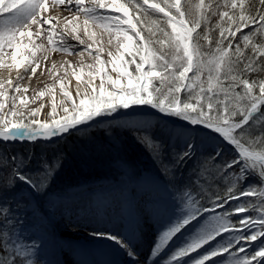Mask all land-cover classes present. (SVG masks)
I'll list each match as a JSON object with an SVG mask.
<instances>
[{
	"label": "snow or ice",
	"instance_id": "1",
	"mask_svg": "<svg viewBox=\"0 0 264 264\" xmlns=\"http://www.w3.org/2000/svg\"><path fill=\"white\" fill-rule=\"evenodd\" d=\"M55 7L68 15H52ZM56 52L80 60L65 62L64 77L55 74L56 82L46 90L50 111L40 119L46 105L30 108L29 87L22 82L43 71L42 61ZM0 70L7 73L0 76V143L51 140L117 121L122 110L134 112V106H150L218 133L236 155L229 157L217 146L198 162L180 196L186 211L169 220L152 256L195 221L190 237L164 264H217L212 258L218 256L221 264H264V0H0ZM45 95L39 91L31 100ZM144 142L163 155V141L146 135ZM197 147L189 138L173 145L172 166L192 160ZM31 160L0 149V225L11 221L4 194L17 188L44 194L46 181L62 163L59 157L41 159L33 173ZM252 178L258 184L250 183ZM253 196L254 201L242 199ZM22 199L26 206L31 203ZM209 212L213 215L206 218ZM230 231L226 243H209ZM95 235L135 257L127 233ZM241 241L252 250L246 252ZM204 245L208 248L198 252ZM234 245L239 247L229 251ZM42 247L19 243L2 231L0 264H42Z\"/></svg>",
	"mask_w": 264,
	"mask_h": 264
},
{
	"label": "rangeland",
	"instance_id": "2",
	"mask_svg": "<svg viewBox=\"0 0 264 264\" xmlns=\"http://www.w3.org/2000/svg\"><path fill=\"white\" fill-rule=\"evenodd\" d=\"M245 31L248 30L245 29ZM65 62L68 61L54 62V69L53 65L49 67L51 69L44 68L45 70L39 73L42 76L41 79L54 78L58 72L63 73V76L60 77H64L67 66ZM70 62L76 65V63H73L74 61ZM68 71L70 75L71 70L69 69ZM26 80L27 77L22 83ZM57 88L59 87L57 86ZM55 92L60 97L59 91L55 89ZM26 95L29 98L30 108H38L40 106L43 99H36L33 102L31 98L35 94ZM46 95H48L47 92ZM181 95L183 96V93ZM73 96L75 97L74 92ZM134 107H136L134 112L122 110V115L118 117L119 121L122 117L130 116L131 114L136 115L140 112L150 116L151 123H145L140 126L135 124L134 126H125L123 120L120 124L119 121L109 120L101 124H93L89 128H81L80 131L72 130L71 134H65L63 138L57 139L53 143L36 141V143L16 142L14 144H0V149H6L9 154L31 155L32 160L29 167L33 173L38 169L41 159L53 161L59 157L62 161L61 165L54 169L53 176L46 181L47 189L44 194L36 197L29 195L28 190L22 188H17L14 192H6L4 194L3 199L7 202L6 206L11 207V212L8 213L11 221L6 225H0V232L8 231L12 240L22 244L30 245L33 241L37 245L42 244L43 247L40 248L39 257L43 258L45 255L51 254L49 250L50 243L47 239L48 233L44 230V227L50 226V224L54 225V215L59 217L53 210L52 203H60L63 201L62 198L80 197L85 195V193L92 194L98 192L97 189L110 191L115 186L119 187L122 193L125 194L126 199L134 198L133 194L138 192V187H145L148 195L154 193L156 202H168L172 208V214L178 215L182 211H186L180 201L183 187L188 183L192 170L198 166V162L203 159L204 155L217 146L223 149L224 153L229 157L236 155L234 151L228 150L226 145H222L219 139L215 138L214 135L218 133L204 131L196 127L197 125H191L192 128L190 129L180 128L181 126L175 128V125L173 126L170 122L174 123L176 121L187 123V125L190 124L179 118L163 115V113L152 109L150 106ZM39 118L43 119L42 115ZM196 131L199 133L198 135L190 133ZM178 134L180 139L177 138ZM146 135L164 142L166 147L163 155H157L145 144L144 138ZM183 138L193 139L194 143L197 144L196 155L192 160L181 164L179 168H174L171 164L172 146L182 143ZM249 182L258 184L255 178H252ZM22 197H27L31 203L26 206ZM242 199L254 201L256 197ZM119 202V200L116 202V207L119 206ZM202 203L207 202L202 201ZM176 205H178V208ZM207 206L211 207V204ZM232 206H235V202H232ZM63 209L67 210V207L62 208V211L65 212ZM221 211V209L216 210L217 213ZM249 214L255 215V213H241L240 215ZM209 215H213V213L209 212ZM157 219L156 223L159 232L158 234L153 231L149 232L151 239H157L162 235L168 227L169 220L174 221V219L169 218V215L157 216ZM120 220L121 224H123V220ZM232 222L236 223L235 218H232ZM187 227L188 225L185 226V229ZM185 229H181V232ZM222 234L224 239H218L223 241L220 244L226 243L227 239L234 233L230 231ZM173 237L171 241H173ZM241 243L245 244L244 241H241ZM251 243L255 244L256 242ZM216 244L213 243V245ZM167 246L164 245L163 249L165 250ZM204 246L197 251L202 252L205 249ZM178 247L176 245L172 249ZM238 247V245H234V248L229 251H234ZM245 248L246 252L252 250L247 244H245ZM190 255L195 256L196 253H190ZM221 255L225 258L228 257L227 253H222ZM238 255L243 256L245 253H238ZM144 257L140 261L144 262ZM213 258H215L217 264H221L220 256ZM45 261L49 262V260ZM124 262L127 263V261Z\"/></svg>",
	"mask_w": 264,
	"mask_h": 264
},
{
	"label": "bare ground",
	"instance_id": "3",
	"mask_svg": "<svg viewBox=\"0 0 264 264\" xmlns=\"http://www.w3.org/2000/svg\"><path fill=\"white\" fill-rule=\"evenodd\" d=\"M50 11L52 15H68V13L62 12L61 7H55L54 9H50ZM61 59L62 61H74V64H78L80 57L78 55H69L63 52L50 53L47 61H42L41 67L43 69H51L49 67H51L54 62H62ZM22 70L23 69H21V71ZM40 71L41 70L38 69L31 79L27 78L23 83L25 86L29 87V92L27 94H36L39 91L47 92L48 85H52L56 82V77L41 79L42 76L39 74ZM57 74L59 77L63 76V73L58 72ZM0 76L6 77L7 73L4 70H0ZM12 77L15 79V71L12 72ZM74 84L75 81L73 78V86H70V90L73 92ZM56 90L59 91V88H56ZM22 95L25 94L22 93ZM60 98L61 97L56 94L57 103H59ZM42 99L41 103L46 105L41 114L44 119V114L50 110L51 97L50 95H46ZM150 119V116L138 112L136 115L131 114L130 116L122 117L120 121L117 118V122L119 121L120 124L123 120L125 126H134V124L140 126L145 123H151ZM170 124H172V122H170ZM186 124L187 123L184 124L175 121L172 125H175V128H179L180 126V128H192L191 125L186 126ZM196 127L204 131H212L202 125H197ZM198 134L199 133L196 131L195 135ZM64 136L65 134H62L61 136L53 137L51 140L40 139V141L53 143ZM214 136L216 139H219L222 145H226L229 148L233 147L224 141L219 134ZM97 191L98 192L92 194L85 193V195H81L80 197L73 196L67 199L62 198L63 201L60 203H52L53 210L59 217L54 215V225L50 224V226L47 225L44 227V230L48 233L47 239L50 243L49 250L51 254L45 255L42 258L43 262L44 260H49L51 264H136L135 260H137L136 258H138V256L130 258L126 252L119 249L113 242L103 236L95 235L96 233L122 232L133 237L135 254L138 253L142 257L145 256V262L143 264H153V261H155V264H164L172 247L182 245L183 242L190 237L196 225V222L193 221L184 231L173 237V241L170 240L168 242V246L166 245L167 247L165 250L162 248L159 255L153 257V249L159 242L161 236L157 239H151L149 237V232L151 233L153 231L158 234L159 228L156 223L157 216L169 215L171 219H175V216H177L172 214L173 211L169 203L156 202L154 193L148 195L145 187H138V192L133 194L134 198L131 199H126L125 194H123L117 186L110 191H100V189H97ZM159 193L163 195L161 191H159ZM118 200L120 204L116 207V202ZM64 207H67V210L63 209L65 212L62 211ZM176 207L178 208V205H176ZM204 216L207 218L212 215L205 213ZM120 219L123 220V224H120ZM200 223L204 224L205 220L202 219ZM218 239H220V237H217L216 240L210 241L209 243L216 244L217 241H220ZM222 242L223 241H220V243ZM204 247L208 248V245ZM184 259L187 258L185 257ZM212 259L215 260V258ZM124 261H127V263ZM205 264H211V261H206Z\"/></svg>",
	"mask_w": 264,
	"mask_h": 264
},
{
	"label": "water",
	"instance_id": "4",
	"mask_svg": "<svg viewBox=\"0 0 264 264\" xmlns=\"http://www.w3.org/2000/svg\"><path fill=\"white\" fill-rule=\"evenodd\" d=\"M231 149H233V150H234V147H231Z\"/></svg>",
	"mask_w": 264,
	"mask_h": 264
},
{
	"label": "trees",
	"instance_id": "5",
	"mask_svg": "<svg viewBox=\"0 0 264 264\" xmlns=\"http://www.w3.org/2000/svg\"><path fill=\"white\" fill-rule=\"evenodd\" d=\"M262 110H264V109H262ZM239 119V118H238Z\"/></svg>",
	"mask_w": 264,
	"mask_h": 264
}]
</instances>
